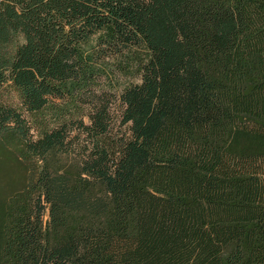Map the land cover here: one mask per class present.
<instances>
[{
    "label": "trees",
    "instance_id": "trees-1",
    "mask_svg": "<svg viewBox=\"0 0 264 264\" xmlns=\"http://www.w3.org/2000/svg\"><path fill=\"white\" fill-rule=\"evenodd\" d=\"M1 159L0 264H264V0H0Z\"/></svg>",
    "mask_w": 264,
    "mask_h": 264
},
{
    "label": "rangeland",
    "instance_id": "rangeland-1",
    "mask_svg": "<svg viewBox=\"0 0 264 264\" xmlns=\"http://www.w3.org/2000/svg\"><path fill=\"white\" fill-rule=\"evenodd\" d=\"M37 163H23L18 160H0V189L3 192L9 191L13 183H18L21 177H28L36 170ZM44 219H47L45 215Z\"/></svg>",
    "mask_w": 264,
    "mask_h": 264
}]
</instances>
